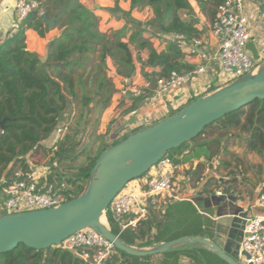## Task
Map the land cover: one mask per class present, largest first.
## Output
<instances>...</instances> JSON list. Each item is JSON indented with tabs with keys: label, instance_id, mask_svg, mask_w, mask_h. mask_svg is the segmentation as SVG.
<instances>
[{
	"label": "trees",
	"instance_id": "16d2710c",
	"mask_svg": "<svg viewBox=\"0 0 264 264\" xmlns=\"http://www.w3.org/2000/svg\"><path fill=\"white\" fill-rule=\"evenodd\" d=\"M115 1L118 5L119 0ZM129 1L130 9L127 11L115 6V13L126 20L124 25L118 29L103 31L100 29L99 16L79 0H44L42 7L50 19L49 23L45 22L38 11H33L13 33L0 42V120L6 119V127L3 130L0 127L1 176L10 175L19 164L30 168L26 157L37 146H42L44 141L53 138L59 130L58 126H64L75 105L78 116L74 124L62 139H57L51 147H44V150L52 154L50 171L45 179L59 186L66 183V188L61 191L69 200L78 197L85 190L91 169L102 151L129 135L127 133L118 139H112L109 128L104 134L98 135L99 153L95 157L88 156L90 161L87 164L75 166L76 171L69 176L53 172L56 169L55 163L62 165L76 161L81 154L87 155L86 148L77 150V147L90 113L93 108L100 111L107 108L117 92L114 80L108 74L109 62L118 77L130 79L136 74L137 62L142 63L146 79L165 77L172 71L193 67L184 60L185 53L175 43H167L163 50H158L152 41V38L169 34H185L188 39L202 36L203 31L196 26V11L191 1ZM195 1L203 11H209L213 19L223 0ZM145 7H150L153 11V16L147 23L131 15L133 10ZM183 11L187 12L185 16L182 15ZM56 28L60 30V35L48 42V59L42 62L36 52L28 49L26 31L33 29L45 38L48 32ZM143 54L145 58L142 57ZM146 68H150V71H146ZM216 89L211 86L204 94ZM196 98L192 97L178 110ZM144 127L138 126L133 131ZM213 127L224 131V134L235 128L245 131L247 149L263 155L264 99L226 114L205 127L199 136ZM219 135L195 146L185 160L201 157L212 160L222 145L219 137L224 135ZM168 154L172 156V151ZM213 183L217 185L211 189ZM219 184L218 179L210 177L202 185L199 194L210 197L220 187ZM222 189L229 194L232 187ZM199 206L200 201L172 200L164 214L153 212L136 228L126 229L119 236L125 243L137 247H148L187 235L212 238L214 229L211 227V219L199 212ZM208 210L210 209H206ZM108 220L111 230L119 234L115 221L110 216ZM182 257L189 258L196 264H228L206 247L197 244H184L167 252L148 256L129 255L116 249L106 264H179ZM0 264L89 263L62 246L35 250L20 244L11 251L0 253Z\"/></svg>",
	"mask_w": 264,
	"mask_h": 264
},
{
	"label": "built area",
	"instance_id": "2783aa9c",
	"mask_svg": "<svg viewBox=\"0 0 264 264\" xmlns=\"http://www.w3.org/2000/svg\"><path fill=\"white\" fill-rule=\"evenodd\" d=\"M254 3L264 18V0H254ZM42 6L43 0H13L16 17L13 28L16 29L33 11H38L42 16ZM251 17L246 0H223L210 24V36L217 42L216 49H211L203 36L193 39H188L185 34L155 37L160 44L175 43L187 56L196 58L197 62L187 70L172 71L168 76L158 77L155 79V88H151L152 79H147L144 88L136 91L130 78L119 77L118 92L125 96L128 91H132L136 96L139 94L145 103L151 104L174 89L194 83L215 65L218 76L216 84L221 87L248 72H257L260 60H255L247 48L254 37ZM136 112L132 111L133 114ZM177 170L172 156L167 154L143 176L129 182L105 211L107 225L110 227V216L118 225L120 235L126 229L136 228L153 212L164 214L172 200H182L172 192ZM45 177L44 173L39 174L37 170L24 168L20 164L13 168L10 175H0V216L57 207L69 201L68 196L61 191L66 188V183L59 186L48 182ZM215 194L226 193L218 189ZM246 199H253L257 208H264V191L254 198L247 196ZM198 210L212 217L213 221L217 220V217L203 212L201 208ZM60 246L89 264H106L116 252L113 242L90 227L70 235ZM236 258L240 264H264V214L256 213L246 219Z\"/></svg>",
	"mask_w": 264,
	"mask_h": 264
},
{
	"label": "water",
	"instance_id": "95a60500",
	"mask_svg": "<svg viewBox=\"0 0 264 264\" xmlns=\"http://www.w3.org/2000/svg\"><path fill=\"white\" fill-rule=\"evenodd\" d=\"M42 17L46 23L50 22L45 13ZM247 48L255 60L261 59L254 38ZM48 53L47 47L45 55H39L42 62L47 61ZM152 83L151 88H155V79H152ZM263 99L264 64L259 66L257 72H248L229 84L197 97L160 121L130 132L126 138L102 151L91 169L85 190L78 197L57 207L0 216V253L11 251L20 244L35 250H47L60 246L70 235L90 227L113 242L116 249L129 255L148 256L184 244H197L228 264H240L235 254L249 215L243 212L242 207H234L236 199L233 196L213 194L193 199L203 201L206 209L212 205L219 207L214 214L217 220L212 221L214 224L211 225L214 229L212 238L187 235L142 248L125 243L103 222V217L113 198L129 182L143 176L169 151L192 142L205 127L226 114ZM0 127H6V119L0 120ZM225 204L231 212L222 211ZM223 217L228 219L224 220ZM222 226L227 227L226 233L221 230Z\"/></svg>",
	"mask_w": 264,
	"mask_h": 264
},
{
	"label": "crops",
	"instance_id": "0c3cea01",
	"mask_svg": "<svg viewBox=\"0 0 264 264\" xmlns=\"http://www.w3.org/2000/svg\"><path fill=\"white\" fill-rule=\"evenodd\" d=\"M44 1V0H43ZM81 3L85 4L87 7L91 8L89 1L87 0H79ZM93 1V0H92ZM115 1V0H114ZM192 6L194 7L196 13L199 12V5L195 0H190ZM116 2V1H115ZM123 5H120V7L123 10H129L130 9V1L129 0H123ZM111 0H98L97 3H94V12L99 16L100 18V29L103 31H107L110 29H118L122 27L125 23V19L122 15H118L115 13V8L110 6ZM246 4L248 7V11L251 13L252 18V30H253V38H255L257 47L260 50V40L264 38V18L261 16V13L257 10V6L254 3V0H246ZM139 10L142 9H135L131 12V15L139 19ZM152 10V9H151ZM6 16L9 18L6 19ZM153 16V12L151 14ZM15 14L13 9V0H0V36L3 34L4 31L10 30L13 28L12 23L15 21ZM5 23V24H4ZM12 26V27H11ZM196 26L198 29L203 31L202 36L204 39H206L207 43L209 44L211 49L217 48V42L215 39H213L210 36V31L207 34H204L203 27L200 26V24L196 23ZM15 31V28H13V32ZM12 32V33H13ZM147 36H150V33H145ZM60 35L59 29H53L49 32V36L46 38H43L39 36V34L33 30L28 29L26 31V43L28 49L36 52L40 56H44L46 52V48L48 47V42L57 36ZM154 46L158 50H163L166 46V43H161V48H158V45L160 44L155 38H152ZM159 43V44H158ZM186 62H188L190 65H194L197 62V59L192 56H187L185 54ZM110 62V66H111ZM113 68V66H111ZM206 74L200 76L199 79L195 80L194 83H191L183 88L174 89L170 93H168L163 99L159 101H155L153 103H145L142 98H139V94L137 96L134 92L128 91V93L125 96H121V94L118 92L114 96L115 101H119L114 103L113 109L111 113L113 115L112 123L110 124L109 128L111 130V134L113 133L112 139H118L125 134L132 132L136 127L138 126H149L151 124H154L156 121L161 120L167 116H169L172 111L178 110L179 107L181 108L186 101L189 102V100L193 97H199L201 95H204L206 91L212 86L215 88H220L221 86H217L216 80H217V72H216V65L215 67H211ZM142 68H137L136 74L133 78H131L132 81V87L133 89L140 90L144 88L145 82L147 79L144 77V75L141 73ZM149 71V70H146ZM115 74V72H113ZM118 84L120 86V82L118 79ZM119 88V87H118ZM117 88V91H118ZM192 89L194 91L192 92ZM179 95H183L185 100H183ZM169 102L170 100L174 101V108H166L163 105V102ZM164 106V107H163ZM120 108V112L115 115L114 109ZM136 110V114H133L132 111ZM230 131V130H229ZM231 135V134H230ZM111 136V135H110ZM220 136V135H217ZM217 136H213L212 134L210 136L204 137L201 140L195 142L191 146L188 144L184 146L181 149L176 150L174 153H172V158L175 162V164L178 166V170L175 173V187L182 186L184 184L186 186L179 187L174 190L173 193L177 194L178 197H181L182 199H189L192 197L193 199H197L199 197H206L207 195H200L199 190L202 188V185L204 182L210 178L215 177V179L219 180V188L215 189V192L218 189L228 187L229 185H233V190H231V193L226 194L233 196L236 199V205L234 207H242L243 212L245 214H248L249 216L261 213L264 214V208H257L255 206V203L253 199L248 200L246 199L247 196H250L251 198H254L258 193L264 191V177L262 180H254V187L251 188L250 184H247V182H244L243 178L240 177V174H236V176L232 177L230 176L229 171L233 168H235V159L237 157H243L242 153H244L247 148V142L244 140L241 143V146H239L240 140L238 138V135L235 136V144H227L228 141H226V136L219 137V139L222 142L221 147L219 148L217 154L212 158V160L208 161L205 157H201L200 159L191 158L189 160H185V157L190 154L194 147L198 144L204 142V141H210L211 139H214ZM247 137V136H246ZM245 137V139H246ZM51 142L52 139L47 140V142ZM44 144V143H43ZM53 143H51L50 146H52ZM230 154V155H229ZM235 170V169H233ZM228 175V176H227ZM194 177H198V181L196 184H192V180ZM248 179V178H247ZM227 180H229L227 182ZM234 183V184H233ZM181 184V185H180ZM217 184L213 183L211 185V189L215 188ZM251 188V192L249 190ZM181 190V191H180ZM249 190V192L247 191ZM252 193V194H251ZM190 200V199H189ZM198 208L205 209L204 202H200V206ZM233 208V209H235ZM211 213H209L211 216H214L215 213L219 211V207L212 205L210 208ZM229 206L226 204L223 205L222 211L225 212H231L228 211ZM211 219V225L214 224ZM222 219L227 220L228 217H223ZM221 230L223 233L227 232V227L222 226ZM179 264H196L194 261H192L189 258L182 257L180 259Z\"/></svg>",
	"mask_w": 264,
	"mask_h": 264
},
{
	"label": "rangeland",
	"instance_id": "374dc122",
	"mask_svg": "<svg viewBox=\"0 0 264 264\" xmlns=\"http://www.w3.org/2000/svg\"><path fill=\"white\" fill-rule=\"evenodd\" d=\"M87 1H89V4H90L91 8H93V9H94V5L93 4L98 2V0H93V1L92 0H87ZM123 3H124L123 0H119L118 1V5H117V3L114 0H111V3L109 5L115 8V6L123 5ZM198 8H199L198 9L199 12H198V14L196 13L197 23L200 24V26L203 27V30L205 32L204 34H207L210 31V24H211V20H212L211 13L209 11H207V10L203 11L200 7H198ZM152 12L153 11L151 10L150 7H145L142 10H139L140 15H139V19H137V20H140V21H142L144 23H147L152 18V16H151ZM186 14H187V12H185V11L182 12L183 16H185ZM116 16H118V15H116ZM6 19L9 20V18L7 16H6ZM12 26H13V23H12ZM11 32H13V28L10 29V30L4 31L3 34L0 36V42H2ZM48 36H49V32L47 33L46 38ZM258 43L260 44V54H261V59L259 61V66H261V65L264 64V38H262L260 40V42H258ZM26 45H27V43H26ZM161 45L162 44L158 45L159 49L161 48ZM134 55L136 57V55H137L136 52L134 53ZM142 57L145 58V54H143ZM109 65H110V62H109ZM111 66H110V70L108 71V74L114 80L116 88H118L119 87V84H118V78L119 77L116 74L113 73V72H115V69H114V67L112 68ZM137 68H139V69L142 68V63L137 62ZM145 70H149L150 71V68H146ZM141 73L143 74V71H141ZM193 91H194V89H192V92ZM116 93H118V91ZM179 96L183 100H185L183 95H179ZM114 97L115 96H113L112 102L107 108H105V109H103L101 111L99 109H94L93 108V111L90 113V116H89V119H88V123L85 126L84 132H82L81 135H80L81 136L80 144L77 147V150H81L83 148H86L87 155L86 154H81L76 161H74V162H65L62 165L55 163L54 165L56 166V169H54L53 172H61V173H65L66 176H69L73 172L76 171L75 166H79V165H82V164L85 165V164H87L90 161L88 156L95 157V156L98 155L99 149H100L99 148L100 141H99V139H97V137L100 134H104L109 129V126H110V124L112 123V120H113V117L111 118V116L113 115V113H111V111L113 109L114 103L117 104V102H119V101H115ZM163 99H165V98H162L161 100H163ZM186 103H188V101H186ZM173 104H174L173 100L172 101L170 100L169 102L167 101L166 103L163 102V105L166 108H172L173 109L174 108ZM117 109L118 110L114 109V111H113V112H115L114 116H116L120 112V108L117 107ZM174 111H175V109H174ZM77 116H78L77 106L74 105L73 109H71V112L69 114V118L67 119V121L65 120L64 126L62 124H60L58 126L59 130L53 136L52 141L51 142H49V141L47 142V140L44 141V144L42 146H37L26 157V162H28L30 168L37 170L39 172V174L40 173L41 174L44 173L45 175H47L49 173L50 167H51V165H49V161H50V159L52 157V154L47 153L44 150V147L49 148V147H51L50 146L51 143L54 144V142L57 139H62L64 137V135L69 131V128L74 124V120H75V118H77ZM65 118H67V117H64V119ZM145 127H147V126H145ZM211 134L213 136H217L219 134L225 135L226 138H227L226 141H228L227 144H229V145L230 144L231 145L235 144V142H234L235 141V136L234 135H236V134L238 135V138L240 140L239 146H241V143H242L243 140H244V142L245 141L247 142V138L245 139V137L247 136V133L245 131L240 130L239 128L231 129L228 132V134H224V131H218L216 128L213 127V128H209L206 131L205 134L197 137L194 141L189 142L190 143L189 145L191 146L195 142L201 140L204 137L210 136ZM110 138H114L113 137V133L111 134ZM246 148H247V146H246ZM171 151H172V153H174L176 150L173 149ZM242 154H243L242 155L243 157H237L234 160L235 161L234 162L235 163V168H233V169H235V170L231 169L228 174H230V176H232V177L236 176V174H240V177H242L244 179L243 181L247 182V184H250L251 188H252V187H254V182H256L254 180L259 181V180H262V178L264 177V154L260 155V154H258L256 152L250 151L248 149ZM72 166H74V167L72 168ZM231 172H233V173H231ZM198 179H199L198 177H194L191 183L192 184H196ZM183 185L184 184H182V186H179V184H178V186L181 187V188L185 186V185L184 186ZM178 186L177 187H173V191L172 192H174V190H176L178 188ZM229 186L232 187L231 190L234 189L232 184L229 185ZM185 188H186V186H185ZM251 188H249L250 192H251ZM249 190H247V191L249 192ZM189 199H192V197L189 198ZM202 210L205 213H207V212L211 213V210L206 211V208L202 209ZM201 214L204 217L209 218L207 214H203V213H201ZM117 228H119L118 225H117ZM213 235H214V233H213ZM205 237H207V236H205ZM149 247L150 246L142 247V248H149ZM232 252L234 254V250H232ZM235 256H236V254H235Z\"/></svg>",
	"mask_w": 264,
	"mask_h": 264
},
{
	"label": "bare ground",
	"instance_id": "6f19581e",
	"mask_svg": "<svg viewBox=\"0 0 264 264\" xmlns=\"http://www.w3.org/2000/svg\"><path fill=\"white\" fill-rule=\"evenodd\" d=\"M103 222H104V223H106V220H105V218H104V217H103Z\"/></svg>",
	"mask_w": 264,
	"mask_h": 264
}]
</instances>
